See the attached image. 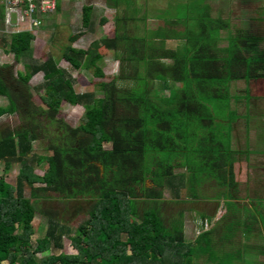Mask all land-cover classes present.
Masks as SVG:
<instances>
[{
    "label": "trees",
    "instance_id": "16d2710c",
    "mask_svg": "<svg viewBox=\"0 0 264 264\" xmlns=\"http://www.w3.org/2000/svg\"><path fill=\"white\" fill-rule=\"evenodd\" d=\"M107 1L111 8L125 6V15L116 20L115 38L105 36L88 49L69 45L62 54L73 70L94 71L102 79L97 83L101 99L95 93H78L76 79L52 55L41 64L30 61L29 73L15 75L13 66L0 67V96L8 100L0 106V119L18 115L21 120L16 129L0 133L5 171L20 165L15 185L0 177V264H193L183 211L177 216L163 212L166 187L176 188L177 165L161 153L191 158L189 179L184 181L185 174L179 180L177 192L196 189L201 172L215 175L227 189L221 197L228 211L223 218L231 215L230 224L240 223L239 205L230 191L237 190L234 164L241 152L214 134V104L224 105L233 124L238 116L230 110V84L264 78V52L258 50L262 38L248 28L233 33L230 20L211 15L198 21L197 28L176 21L153 30L147 28L146 16L139 17V0ZM128 9H133L132 16ZM93 11L92 5L83 6L85 29L93 30ZM3 14L0 5V18ZM221 30L229 31L225 48L218 46ZM4 37L0 48L5 53L18 62L33 60L31 32L12 33L9 41ZM172 40L180 45L168 47ZM108 54L122 62L121 72L111 80H106L103 67ZM39 73L43 84L32 88L29 82ZM34 89L44 91L39 102ZM247 96L250 100L249 90ZM65 104L85 108L79 127L61 118ZM39 140L48 141V155L34 153L33 143ZM38 167L48 170L42 176ZM50 193L93 202L89 219L72 237L77 255L51 254L64 249L59 216L51 211L45 212L46 237L34 244L37 205L52 198ZM254 210L244 222L264 223V211L256 204ZM211 234L205 232L198 243Z\"/></svg>",
    "mask_w": 264,
    "mask_h": 264
},
{
    "label": "rangeland",
    "instance_id": "374dc122",
    "mask_svg": "<svg viewBox=\"0 0 264 264\" xmlns=\"http://www.w3.org/2000/svg\"><path fill=\"white\" fill-rule=\"evenodd\" d=\"M189 2L186 0H167L165 4L168 7L161 18L166 22H171V18H181L186 14L187 7H189V10L191 9ZM234 2V0L230 1L228 7L221 9L223 16L220 15V17L230 20L231 31L233 33H236L238 28H248L249 32L260 36L262 41L258 46V50L264 52V0L243 1L241 4H233ZM138 3L141 12L139 15L140 19L145 17L148 10L154 9L153 7H149L152 2L151 4L147 1H140ZM85 5H92L94 7L92 17V22L94 23L93 30L83 27L82 9ZM124 9V5L119 9L111 8L107 0H63L60 11L45 16L42 27L37 31L35 40L32 43L31 57H33V60L23 58L21 62H18L13 54H7L4 49L0 48V67L4 65L13 66L15 75L18 72L29 73L28 64L31 63L30 61L41 64L52 55L58 61L59 66L66 69L76 79V90L78 93H95L96 97L101 99L104 95L99 91L97 83L98 81H102V79L96 78L94 71L73 70L68 62L63 59L62 54L64 49L69 45L75 48L88 49L93 42L105 36L110 39L115 38L116 20L119 16L125 15ZM192 9L200 10L197 8ZM128 14L132 16L134 14L133 9H128ZM4 17L0 18V38L5 35L4 38L9 41L12 35L11 31L16 29L24 30L25 25H17V16L13 15L12 24L6 28ZM153 23L154 21L147 20V28L156 29L160 24L155 26ZM196 23V20H192L190 26L197 28ZM142 31H145L143 24L141 25V34H143ZM219 33L222 38L218 42V46L219 48H225L228 45L226 37L229 31L221 30ZM178 44L180 45L179 40H173L168 41L167 45L168 47L176 48ZM256 53L258 52L256 51ZM103 67L107 75L106 80H111L121 72L122 62L117 60L114 55L108 54L106 55ZM43 81V74L39 73L32 77L29 84L32 88H36L41 86ZM127 84L131 86L133 83L128 82ZM247 90H249L250 100H247ZM33 92L36 102H39L40 96L43 95L44 91L38 93L34 89ZM229 94L231 99L230 110L235 111L238 117L232 124V118L227 113L224 105L215 102L214 105L218 109V117L215 122L214 134L218 139L225 140L223 142L226 146L231 142L232 148L241 152L234 164V172L238 181L237 190L232 189L230 192L234 194V197L239 199H234V201L241 209L250 207V201H247V198L244 200L243 197L251 196V200L253 199L251 202L253 204H255V201L257 202V209L264 211V78L251 80L250 82H232ZM233 99L240 100L235 101ZM7 105V98L0 96V106ZM84 114V107L65 104L60 116L73 127H79L83 123ZM20 125L21 120L18 115L4 116L0 119V133L7 128L16 129ZM48 145V141L46 140L35 141L33 143L34 153L37 155H48ZM160 156L165 161L168 160L170 164L177 165V168L174 170V176L177 179L176 188L166 187L163 212L169 216L171 214L176 215L179 211L187 212L184 215V221H188L191 218L190 213L192 212L190 210H193V212L198 210L206 214L214 213L213 220L209 224L219 223L225 214L224 201L220 197L227 190L225 187L218 185L219 179L215 175L209 174L206 170L197 176L200 179V183L196 186V189L190 192L186 188L184 190H181V188V192H177L179 180L183 179L185 174L187 178L184 181L189 179L191 173H188V167L191 165V158L190 156L177 154L171 156L168 153H161ZM4 167V163H0V177H4L8 183L15 185L20 165L16 164L10 171H5ZM47 170L45 167H38L37 173L43 176ZM148 187H154L152 181L148 182ZM195 193L197 194V199L194 197ZM49 195L52 198L43 199L37 205L38 213L34 221L36 231L33 237L34 244L46 237L49 230V218L45 212L51 211L57 213L59 216V221L62 225L60 234L63 236L62 243L64 245L63 250L53 249L51 254L65 253L67 255H77L78 251L72 245V237L82 223L89 219V210L93 202L90 198L68 201L56 193H50ZM27 196H31L30 190H28ZM256 197H258L257 200ZM244 211L249 212L245 209ZM195 219L193 223L197 224L201 218L196 215ZM196 236V232L189 234L188 239H193ZM42 257L45 256H40V258Z\"/></svg>",
    "mask_w": 264,
    "mask_h": 264
},
{
    "label": "crops",
    "instance_id": "0c3cea01",
    "mask_svg": "<svg viewBox=\"0 0 264 264\" xmlns=\"http://www.w3.org/2000/svg\"><path fill=\"white\" fill-rule=\"evenodd\" d=\"M147 1L152 4L150 9L146 12L145 16L147 20L154 21V25H164L165 20L161 18L168 5L165 4L167 0H139ZM190 1V7H187L186 14L181 18L172 19L171 22L188 23L192 20L202 21L207 18V16H213L214 18H221L223 16L222 8L228 7L229 2L232 0H186ZM233 4H241L243 1L248 2L250 0H234ZM158 8V9H157ZM192 8H197L200 10H193ZM141 13V12H140ZM224 19V18H223ZM158 25V26H159ZM157 26V28H158ZM156 28V29H157ZM155 30V29H153ZM184 31V29H182ZM173 41V40H172ZM237 181V179H236ZM238 182V181H237ZM221 198V197H220ZM244 200L250 201V207L245 212L244 209L238 208L236 210V217L239 220V224H230L233 216H228V218H223L227 214L225 208V214L217 224H209L212 222L214 213L206 214L201 213L198 210H190V219L185 221L184 224V235L185 242L191 243L193 245V251L195 256H193V264H264V223L256 222L251 223L245 221V217H252V214L256 211L254 210L253 199L251 196L243 197ZM258 197H256L257 199ZM191 199V198H190ZM222 199V198H221ZM235 200H239L234 197ZM242 199V197H241ZM224 206V204H223ZM180 212V211H179ZM175 216H177L179 214ZM187 214V212H184ZM206 214V215H205ZM201 218L197 224H194L195 216ZM211 217V219H209ZM210 225V226H209ZM197 233L195 238L188 239L189 234ZM205 232H212L208 239L202 240L198 243L197 239L203 235Z\"/></svg>",
    "mask_w": 264,
    "mask_h": 264
},
{
    "label": "built area",
    "instance_id": "2783aa9c",
    "mask_svg": "<svg viewBox=\"0 0 264 264\" xmlns=\"http://www.w3.org/2000/svg\"><path fill=\"white\" fill-rule=\"evenodd\" d=\"M58 1L63 0H0L5 15L4 25L7 28L12 24L13 15H15L17 25H25V29H16L17 31L14 30L11 33L29 31L36 36L37 31L43 25L44 17L57 11Z\"/></svg>",
    "mask_w": 264,
    "mask_h": 264
},
{
    "label": "clouds",
    "instance_id": "9594fccd",
    "mask_svg": "<svg viewBox=\"0 0 264 264\" xmlns=\"http://www.w3.org/2000/svg\"><path fill=\"white\" fill-rule=\"evenodd\" d=\"M5 18V17H4Z\"/></svg>",
    "mask_w": 264,
    "mask_h": 264
}]
</instances>
